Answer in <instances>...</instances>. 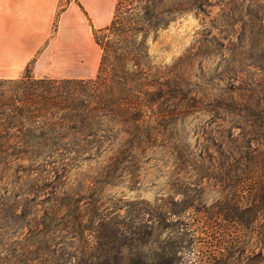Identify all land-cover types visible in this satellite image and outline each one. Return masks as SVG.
Segmentation results:
<instances>
[{
  "label": "trees",
  "instance_id": "trees-1",
  "mask_svg": "<svg viewBox=\"0 0 264 264\" xmlns=\"http://www.w3.org/2000/svg\"><path fill=\"white\" fill-rule=\"evenodd\" d=\"M213 6L225 8L212 25L220 35L241 15L259 71L241 77L237 88L211 89L217 93L191 73L212 46L222 47L216 36L203 33L172 66L158 65L150 54L151 43L173 23L189 13L209 16ZM93 33L102 52L95 78L37 79L28 66L19 79H0V264H129L120 251L93 259L66 252L65 244L75 227L96 233L83 224L101 201L98 187L135 175L142 158L159 148L168 149L178 173L236 176V205L229 208L236 217L237 261L242 264L255 237L262 247L243 264H264V0H118L111 24ZM229 70L236 79V68ZM206 114L211 120L199 126L205 142L193 147L183 125ZM216 122L222 123L213 137L210 123ZM85 163L95 167L69 182ZM155 212L159 223L181 216L167 203ZM139 232L133 227L128 234ZM158 259L174 264L168 243Z\"/></svg>",
  "mask_w": 264,
  "mask_h": 264
},
{
  "label": "rangeland",
  "instance_id": "rangeland-1",
  "mask_svg": "<svg viewBox=\"0 0 264 264\" xmlns=\"http://www.w3.org/2000/svg\"><path fill=\"white\" fill-rule=\"evenodd\" d=\"M248 4L245 2V7ZM221 8L225 9L224 6L208 8L209 16L187 14L150 45V54L158 65L172 66L197 45L203 33L208 39L216 36L222 47L212 46L208 55L196 61L191 70L194 81L213 87H209L210 93H217L211 90L215 88H237L241 77L250 78L259 73L252 66L255 50L246 33L248 28L239 22L243 19L241 15L236 16L232 27L225 29L227 34L220 35L213 30L214 22L221 21ZM225 12L228 13V10ZM232 67L236 68V79H231L235 75H228ZM29 72L33 75L32 67ZM198 117L190 118L183 125L182 134L191 146L200 148L205 140L200 137L199 126L209 122L212 116ZM221 123H210L209 132L213 137L217 136L216 130ZM224 126L226 131H231L230 124ZM238 133L239 130H233L235 137ZM224 134L227 135V132ZM167 150L154 149L142 158L138 173L123 175L113 186L98 187L96 194L100 195L101 201L92 210L90 223L83 224L96 233L84 234L81 227H75L76 233L65 244L66 252L90 254L94 259L106 254L113 258L120 251V255L130 260L129 264H156L162 247L168 243L174 253V264H191V258L186 259L188 252L196 254V264H215L217 261H221L220 264H239L236 217L230 210L236 205V186H232L236 183V176L215 174L203 178L192 172L178 173L174 158ZM91 166L95 167V164L85 163L81 170L72 171L68 176L69 182L75 183L79 173H88ZM163 203L169 204L174 211H181V216L177 214L166 223H159L155 209ZM102 215L106 217L104 222L99 218ZM133 227L138 228L139 234H128ZM256 240L254 237L246 247L245 254L240 258L242 264L251 251L257 252L262 247ZM91 261L95 264L102 262Z\"/></svg>",
  "mask_w": 264,
  "mask_h": 264
},
{
  "label": "crops",
  "instance_id": "crops-1",
  "mask_svg": "<svg viewBox=\"0 0 264 264\" xmlns=\"http://www.w3.org/2000/svg\"><path fill=\"white\" fill-rule=\"evenodd\" d=\"M118 0H0V79H92ZM83 7V9L81 8ZM101 52V53H100Z\"/></svg>",
  "mask_w": 264,
  "mask_h": 264
},
{
  "label": "clouds",
  "instance_id": "clouds-1",
  "mask_svg": "<svg viewBox=\"0 0 264 264\" xmlns=\"http://www.w3.org/2000/svg\"><path fill=\"white\" fill-rule=\"evenodd\" d=\"M191 258V264H196V254L194 252L186 253V259Z\"/></svg>",
  "mask_w": 264,
  "mask_h": 264
}]
</instances>
